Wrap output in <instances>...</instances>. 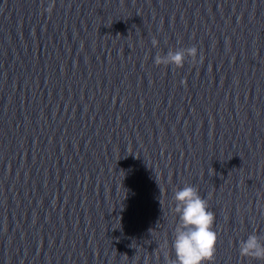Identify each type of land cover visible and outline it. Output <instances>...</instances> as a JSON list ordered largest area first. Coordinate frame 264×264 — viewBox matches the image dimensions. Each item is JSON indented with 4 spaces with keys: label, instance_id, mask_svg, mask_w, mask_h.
Segmentation results:
<instances>
[{
    "label": "water",
    "instance_id": "water-1",
    "mask_svg": "<svg viewBox=\"0 0 264 264\" xmlns=\"http://www.w3.org/2000/svg\"><path fill=\"white\" fill-rule=\"evenodd\" d=\"M50 3L0 0V264H165L186 185L264 264V0Z\"/></svg>",
    "mask_w": 264,
    "mask_h": 264
},
{
    "label": "clouds",
    "instance_id": "clouds-1",
    "mask_svg": "<svg viewBox=\"0 0 264 264\" xmlns=\"http://www.w3.org/2000/svg\"><path fill=\"white\" fill-rule=\"evenodd\" d=\"M54 0L44 11L51 13ZM153 46L157 45L154 38ZM197 47L170 49L166 55L157 54L154 59L156 65H174L183 67L187 57L195 61ZM175 212L179 220L174 228L172 249L174 258L165 252V264H205L214 258L217 243V233L213 230L215 213L208 209V201L199 195L198 189L193 185H186L176 190L173 195ZM241 257L264 260V238L258 234H250L247 239L239 242Z\"/></svg>",
    "mask_w": 264,
    "mask_h": 264
}]
</instances>
